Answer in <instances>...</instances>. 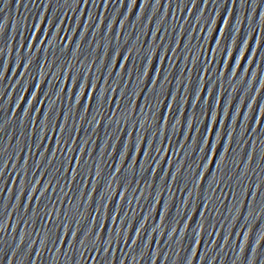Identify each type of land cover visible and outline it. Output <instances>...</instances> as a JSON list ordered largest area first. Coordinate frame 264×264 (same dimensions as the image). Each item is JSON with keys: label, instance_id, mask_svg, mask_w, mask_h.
I'll use <instances>...</instances> for the list:
<instances>
[{"label": "snow or ice", "instance_id": "1", "mask_svg": "<svg viewBox=\"0 0 264 264\" xmlns=\"http://www.w3.org/2000/svg\"><path fill=\"white\" fill-rule=\"evenodd\" d=\"M226 22V21H225ZM41 79L43 80V74L41 75ZM94 87L95 86H93V89H94ZM81 89H83V94H84V91H85V89L82 87ZM94 92V91H93ZM33 99H35V97H33ZM103 99H104V97H103ZM78 100H79V98H78ZM101 100V99H100ZM103 100H101V102H102ZM46 120H47V118H46ZM205 142H206V144H208L210 141H209V138H206L205 139Z\"/></svg>", "mask_w": 264, "mask_h": 264}]
</instances>
